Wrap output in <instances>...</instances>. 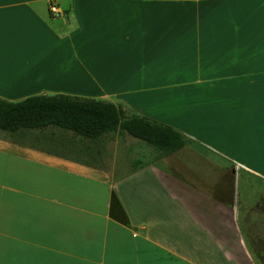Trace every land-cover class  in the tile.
I'll return each mask as SVG.
<instances>
[{"label": "crops", "instance_id": "obj_1", "mask_svg": "<svg viewBox=\"0 0 264 264\" xmlns=\"http://www.w3.org/2000/svg\"><path fill=\"white\" fill-rule=\"evenodd\" d=\"M35 94L185 145L142 163L129 135L0 132V264H264V0H0V98Z\"/></svg>", "mask_w": 264, "mask_h": 264}, {"label": "trees", "instance_id": "obj_2", "mask_svg": "<svg viewBox=\"0 0 264 264\" xmlns=\"http://www.w3.org/2000/svg\"><path fill=\"white\" fill-rule=\"evenodd\" d=\"M56 127L88 139L104 134L129 135L145 142L160 156L185 145L180 131L144 115H127L115 103L69 94H35L19 101L0 98V132Z\"/></svg>", "mask_w": 264, "mask_h": 264}, {"label": "rangeland", "instance_id": "obj_3", "mask_svg": "<svg viewBox=\"0 0 264 264\" xmlns=\"http://www.w3.org/2000/svg\"><path fill=\"white\" fill-rule=\"evenodd\" d=\"M65 136H66V138L74 137V135L70 132H67V134H65ZM118 137H121V136L118 135L117 138ZM128 138L130 139V136ZM130 140L133 142V148H130V150H134V152H137V153H135V155H136V158L139 159L138 160L139 162L146 163V162L151 161L152 159H154L158 156L159 153L156 150H154L153 148H151L150 146H148L145 142H143L139 139L138 140H132V138ZM107 142H108V146H107L108 149L107 150H108L109 156H111L112 151L114 150V141H111L110 139H108ZM71 147H75V146H71ZM71 147H67V148H69L70 151L75 150ZM59 148H60V146H59ZM61 148H63V147H61ZM86 157L89 158V157H91V155H87Z\"/></svg>", "mask_w": 264, "mask_h": 264}, {"label": "built area", "instance_id": "obj_4", "mask_svg": "<svg viewBox=\"0 0 264 264\" xmlns=\"http://www.w3.org/2000/svg\"><path fill=\"white\" fill-rule=\"evenodd\" d=\"M50 11L53 13H58V10L54 6H50Z\"/></svg>", "mask_w": 264, "mask_h": 264}]
</instances>
